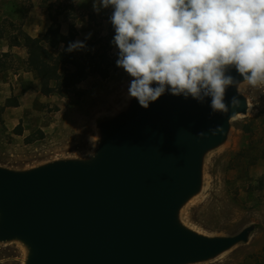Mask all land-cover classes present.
Listing matches in <instances>:
<instances>
[{"label": "water", "instance_id": "water-1", "mask_svg": "<svg viewBox=\"0 0 264 264\" xmlns=\"http://www.w3.org/2000/svg\"><path fill=\"white\" fill-rule=\"evenodd\" d=\"M228 74L244 81L235 68ZM238 85L227 89L226 113L213 112L210 97L201 103L166 92L147 109L132 98L99 124L94 159L0 166V242L24 243L26 264H190L247 242L255 225L207 236L180 220L201 190L206 154L248 113Z\"/></svg>", "mask_w": 264, "mask_h": 264}, {"label": "rangeland", "instance_id": "rangeland-1", "mask_svg": "<svg viewBox=\"0 0 264 264\" xmlns=\"http://www.w3.org/2000/svg\"><path fill=\"white\" fill-rule=\"evenodd\" d=\"M39 1L0 0V166L12 170L90 158L101 141L99 124L132 100L131 78L116 66L115 46L106 77L88 74L65 95L43 93L42 81L28 68L26 47L15 45L21 31L42 36L51 23ZM53 1L62 7V31L68 34L75 24V41L87 46L77 50L78 57L87 56L93 44L91 55L111 43V8L97 14L93 0ZM238 89L248 99V113L235 117L229 139L206 154L201 190L183 205L180 220L207 236L235 235L249 225L255 229L247 242L190 264H264V82L252 86L244 80ZM10 98L18 106H8ZM28 253L21 241L0 242V264H26Z\"/></svg>", "mask_w": 264, "mask_h": 264}, {"label": "clouds", "instance_id": "clouds-1", "mask_svg": "<svg viewBox=\"0 0 264 264\" xmlns=\"http://www.w3.org/2000/svg\"><path fill=\"white\" fill-rule=\"evenodd\" d=\"M92 7L112 9L116 66L131 78L128 96L145 109L169 92L201 103L210 97L212 111L226 113L227 89L240 82L229 69L252 86L264 82V0H93ZM230 103L239 106L235 96Z\"/></svg>", "mask_w": 264, "mask_h": 264}, {"label": "trees", "instance_id": "trees-1", "mask_svg": "<svg viewBox=\"0 0 264 264\" xmlns=\"http://www.w3.org/2000/svg\"><path fill=\"white\" fill-rule=\"evenodd\" d=\"M39 6L47 10L51 24L42 36L34 37L21 31V36L15 37V45L26 47L28 68L42 81L43 93L65 95L69 90L75 89L88 74L106 77L115 62L114 57L109 55L114 45L106 43L103 51L97 50L91 55L95 45L93 44L90 47L93 49L88 50L84 57H78L77 51H64L70 42L76 40L75 24L70 26L69 33L66 34L62 32L60 21L62 7L57 6L53 0H40ZM8 106H18V100L10 98Z\"/></svg>", "mask_w": 264, "mask_h": 264}, {"label": "crops", "instance_id": "crops-1", "mask_svg": "<svg viewBox=\"0 0 264 264\" xmlns=\"http://www.w3.org/2000/svg\"><path fill=\"white\" fill-rule=\"evenodd\" d=\"M50 24H51V23H50ZM50 24H47L46 27H49ZM46 29H47V28H46ZM62 32H63V31H62ZM31 36H34V37H35V36H37V35H32V34H31Z\"/></svg>", "mask_w": 264, "mask_h": 264}, {"label": "bare ground", "instance_id": "bare-ground-1", "mask_svg": "<svg viewBox=\"0 0 264 264\" xmlns=\"http://www.w3.org/2000/svg\"><path fill=\"white\" fill-rule=\"evenodd\" d=\"M242 115H244V114H239V116H242Z\"/></svg>", "mask_w": 264, "mask_h": 264}]
</instances>
